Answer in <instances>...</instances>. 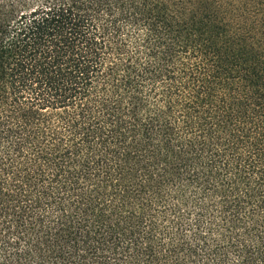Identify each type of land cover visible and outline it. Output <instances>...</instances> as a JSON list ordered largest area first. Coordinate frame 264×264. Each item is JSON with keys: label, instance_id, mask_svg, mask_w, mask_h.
<instances>
[{"label": "trees", "instance_id": "16d2710c", "mask_svg": "<svg viewBox=\"0 0 264 264\" xmlns=\"http://www.w3.org/2000/svg\"><path fill=\"white\" fill-rule=\"evenodd\" d=\"M0 264H264V0H0Z\"/></svg>", "mask_w": 264, "mask_h": 264}]
</instances>
